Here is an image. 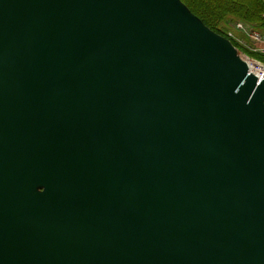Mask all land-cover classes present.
<instances>
[{
  "label": "water",
  "instance_id": "95a60500",
  "mask_svg": "<svg viewBox=\"0 0 264 264\" xmlns=\"http://www.w3.org/2000/svg\"><path fill=\"white\" fill-rule=\"evenodd\" d=\"M180 0H0V264H264V80Z\"/></svg>",
  "mask_w": 264,
  "mask_h": 264
},
{
  "label": "trees",
  "instance_id": "16d2710c",
  "mask_svg": "<svg viewBox=\"0 0 264 264\" xmlns=\"http://www.w3.org/2000/svg\"><path fill=\"white\" fill-rule=\"evenodd\" d=\"M191 12L218 35L230 39L244 54L264 63V54L254 52L251 41L239 44L229 36V30L242 22L248 29L264 35V0H182ZM244 38H248L247 36ZM239 39V35L238 38Z\"/></svg>",
  "mask_w": 264,
  "mask_h": 264
},
{
  "label": "rangeland",
  "instance_id": "374dc122",
  "mask_svg": "<svg viewBox=\"0 0 264 264\" xmlns=\"http://www.w3.org/2000/svg\"><path fill=\"white\" fill-rule=\"evenodd\" d=\"M236 26L234 28H231L228 32L233 35L235 40L240 44H243L246 46L244 39H248L251 41V45L253 47L254 52H258L261 54H264V35L258 36L256 32L252 31L250 28L248 29L242 22H236ZM246 30V36L248 38H244L242 34L243 30ZM239 35V39L238 38ZM260 38V40H256Z\"/></svg>",
  "mask_w": 264,
  "mask_h": 264
},
{
  "label": "bare ground",
  "instance_id": "6f19581e",
  "mask_svg": "<svg viewBox=\"0 0 264 264\" xmlns=\"http://www.w3.org/2000/svg\"><path fill=\"white\" fill-rule=\"evenodd\" d=\"M181 2H182V4H184L185 5V3L182 1V0H180ZM186 7H187V5H185ZM188 8V7H187ZM189 9V8H188ZM190 10V9H189ZM191 11V10H190ZM196 16V15H195ZM197 17V16H196ZM198 18V17H197ZM200 19V18H199ZM201 20V19H200ZM202 21V20H201ZM203 22V21H202ZM205 25V24H204ZM206 26V25H205ZM207 27V26H206ZM208 28V27H207ZM209 30H211L210 28H209ZM211 31H213V30H211ZM214 32V31H213ZM242 34L244 35V36H246V30L244 29L243 31H242ZM236 48V47H235ZM237 49V48H236ZM237 53H238V56H239V58L241 59V60H243V61H245V62H247L248 63V65L250 66V68H249V75H252L253 73H254V71H256L257 72V74H258V77H259V81L261 82V81H263L264 80V63H262V62H260V61H258V60H256V59H253V58H251V57H249L248 55H246V54H244V52H242V50H239V49H237Z\"/></svg>",
  "mask_w": 264,
  "mask_h": 264
},
{
  "label": "built area",
  "instance_id": "2783aa9c",
  "mask_svg": "<svg viewBox=\"0 0 264 264\" xmlns=\"http://www.w3.org/2000/svg\"><path fill=\"white\" fill-rule=\"evenodd\" d=\"M257 40H259V38Z\"/></svg>",
  "mask_w": 264,
  "mask_h": 264
}]
</instances>
